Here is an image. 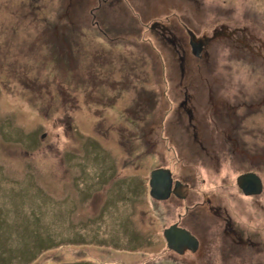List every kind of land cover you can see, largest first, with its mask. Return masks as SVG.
Returning <instances> with one entry per match:
<instances>
[{"label":"rangeland","instance_id":"374dc122","mask_svg":"<svg viewBox=\"0 0 264 264\" xmlns=\"http://www.w3.org/2000/svg\"><path fill=\"white\" fill-rule=\"evenodd\" d=\"M195 1L0 0V132H28L26 150L0 141V193L16 192L0 199V264H264V80L151 30L235 0ZM236 1L264 16V0ZM153 168L185 198L153 199ZM245 170L260 194L237 187ZM174 222L195 251L166 247Z\"/></svg>","mask_w":264,"mask_h":264},{"label":"flooded vegetation","instance_id":"af4514ba","mask_svg":"<svg viewBox=\"0 0 264 264\" xmlns=\"http://www.w3.org/2000/svg\"><path fill=\"white\" fill-rule=\"evenodd\" d=\"M118 1H120L121 4H125V0H118ZM226 2L227 1H221L222 4H220V2L219 3L216 2L213 4L214 16H211L210 19L202 18L200 20L195 21V24L192 25L190 19L187 18L186 19L187 22H183L182 24H180V28L175 25H167L159 22H153L151 25V30H153V32H158L159 34L164 36L168 41H170L173 48L176 51L180 52L179 53L180 56L185 57L187 55H193L198 58H201L203 62V65H201V67L203 68H206L205 66H207V64L209 66L208 62L210 57H214V61L216 62L217 65L216 57H219L222 54H227L229 57L233 58L232 61L235 64L233 67H237V66L245 67V65L247 66L249 65L251 67L250 73H257L259 74V80L262 78L264 80V16L262 12L259 11L258 6L251 5L250 7H248V4L246 3V5L243 8L241 7L240 9H238L240 7L238 5L240 4H237L236 0L234 2H231L228 7H225V4H227ZM195 3L197 5L196 8L200 12L204 13L205 12L204 2L196 0ZM97 8H99L98 4H96L94 7H91L92 10ZM216 65L213 64L210 67H216ZM231 67L232 66H230V68ZM258 103L264 104V96L261 97ZM181 105H184V102H182ZM246 105L247 104L245 102H241L240 104L235 106L236 108L234 112H236L237 108H242ZM253 113L254 112L252 111V109H246V111L244 112V114H250V115ZM188 114L191 115V110H188ZM6 133L0 132V141L2 140H6L10 142L12 140H16L14 142L20 141V144L23 145V149L26 150L25 145L27 142L28 132H24L25 136L22 138V140L16 138L17 133L20 132H6ZM235 142H236V144H234L235 146L237 144L238 145L240 144L238 140H235ZM10 147L11 149H13L12 145L8 146L7 148ZM231 148L233 152L234 148L232 146ZM24 157L26 156L24 155ZM246 171H251V170H245L243 172ZM171 177H172V186H171L172 189L169 193V196L165 199H156V200H166L171 196H175L180 199L185 198L187 194L186 191L187 186L184 187V185L187 184L181 182L178 178L173 177L172 172H171ZM148 181H149V177H148ZM175 181L180 182L179 188L176 189L174 188ZM182 186L184 187V189ZM12 189L10 190L11 193L16 194V192H12ZM173 189L175 191H173ZM6 192L7 191L0 193V199L2 195ZM180 194H184V197H180L179 196ZM245 196H253V195H245ZM213 212L215 213V215H219L221 213L220 208L213 210ZM164 214L165 213L163 212L160 214V216L163 218ZM178 217H180V215H178ZM173 224L183 227L179 225L178 222H174ZM166 227H164L162 230L163 241L165 244L167 243V241L163 233ZM223 231L225 234L228 233L231 235H236V232L232 227L230 219H225V228ZM237 238H236L237 239L236 242H238V244L239 243L245 244L244 243L245 241L240 236H237ZM198 246H199V241H198ZM186 250L187 249H184L182 253H184Z\"/></svg>","mask_w":264,"mask_h":264},{"label":"water","instance_id":"95a60500","mask_svg":"<svg viewBox=\"0 0 264 264\" xmlns=\"http://www.w3.org/2000/svg\"><path fill=\"white\" fill-rule=\"evenodd\" d=\"M179 184V181H175L174 188H179ZM236 184L244 195H258L263 191L262 179L254 171L240 173L236 177ZM148 185L149 194L152 198H167L172 189V177L170 169H152L150 172ZM173 191L175 190L173 189ZM179 196L184 197V194H180ZM163 234L168 246L178 253H182L184 249L195 251L198 247L197 238L189 230L176 224L166 227Z\"/></svg>","mask_w":264,"mask_h":264},{"label":"bare ground","instance_id":"6f19581e","mask_svg":"<svg viewBox=\"0 0 264 264\" xmlns=\"http://www.w3.org/2000/svg\"><path fill=\"white\" fill-rule=\"evenodd\" d=\"M166 247H167V248H169V249H171V250H173L172 248H170V247L168 246V244H167V243H166Z\"/></svg>","mask_w":264,"mask_h":264},{"label":"trees","instance_id":"16d2710c","mask_svg":"<svg viewBox=\"0 0 264 264\" xmlns=\"http://www.w3.org/2000/svg\"><path fill=\"white\" fill-rule=\"evenodd\" d=\"M6 191L8 192V191H10V190L8 189V190H6Z\"/></svg>","mask_w":264,"mask_h":264}]
</instances>
